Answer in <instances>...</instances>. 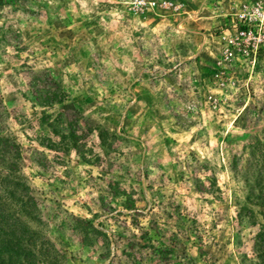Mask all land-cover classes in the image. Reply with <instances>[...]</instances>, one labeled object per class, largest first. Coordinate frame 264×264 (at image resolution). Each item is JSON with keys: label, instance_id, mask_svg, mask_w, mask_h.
Here are the masks:
<instances>
[{"label": "rangeland", "instance_id": "obj_1", "mask_svg": "<svg viewBox=\"0 0 264 264\" xmlns=\"http://www.w3.org/2000/svg\"><path fill=\"white\" fill-rule=\"evenodd\" d=\"M171 1L0 0V264H261L249 0Z\"/></svg>", "mask_w": 264, "mask_h": 264}, {"label": "built area", "instance_id": "obj_2", "mask_svg": "<svg viewBox=\"0 0 264 264\" xmlns=\"http://www.w3.org/2000/svg\"><path fill=\"white\" fill-rule=\"evenodd\" d=\"M137 11L166 8L171 0H124ZM234 36L231 39L238 51L246 56L256 57L264 50V0H249L242 12L236 15Z\"/></svg>", "mask_w": 264, "mask_h": 264}, {"label": "trees", "instance_id": "obj_3", "mask_svg": "<svg viewBox=\"0 0 264 264\" xmlns=\"http://www.w3.org/2000/svg\"><path fill=\"white\" fill-rule=\"evenodd\" d=\"M49 80H52V78L49 76L48 78ZM59 93L62 92H53L52 96L49 98V102L50 103H54V102H60L61 99L63 98V96H59ZM62 95V94H61ZM21 185V184H20ZM22 186V185H21ZM9 210H0V220L2 222V220H5V213L8 212ZM13 227L15 224H12ZM11 225V226H12ZM11 231V230H10ZM9 231V232H10ZM12 237L16 238L14 240H12L11 242L15 241L16 244L18 245V247L25 249L21 239L18 236H9L7 235V233L4 234H0V238H1V244L3 245L4 248L1 249V252L5 249V251L8 253V255L13 256L14 251L10 249V246L8 245V243L10 242V240L12 239ZM264 237L262 235H258L257 236V241L254 244V247L256 248V256L258 258V260L260 261L261 264H264ZM10 242V243H11ZM23 264V263H20Z\"/></svg>", "mask_w": 264, "mask_h": 264}]
</instances>
